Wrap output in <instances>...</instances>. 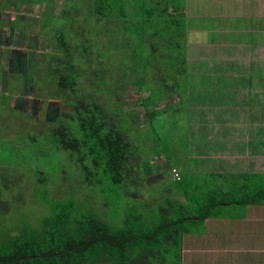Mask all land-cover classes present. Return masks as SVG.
<instances>
[{
  "label": "rangeland",
  "instance_id": "374dc122",
  "mask_svg": "<svg viewBox=\"0 0 264 264\" xmlns=\"http://www.w3.org/2000/svg\"><path fill=\"white\" fill-rule=\"evenodd\" d=\"M32 1L0 0L1 9L23 10L13 18L0 12L1 45L12 44L0 47V79L6 74L10 84L6 93L0 90V238L27 230L40 236L53 202L73 204V217L94 214L113 227L122 225L128 211L140 213L151 226L159 208L169 205L167 199L191 205L186 201L192 196L190 184L178 185L169 172L176 167L180 175L188 160L186 109L159 106L174 102V92L185 86L179 71L186 51L181 18L180 35L167 22L97 21L90 15V0ZM140 25L147 29L137 35ZM14 26L22 31L11 34ZM63 41L79 70L77 93L95 97L125 123L136 153L125 186L93 185L94 178L86 179L74 157L52 143L49 130L70 111L57 98L59 77L51 71L57 56L64 59ZM173 43L179 45L176 50ZM11 57L14 66L9 68Z\"/></svg>",
  "mask_w": 264,
  "mask_h": 264
},
{
  "label": "crops",
  "instance_id": "0c3cea01",
  "mask_svg": "<svg viewBox=\"0 0 264 264\" xmlns=\"http://www.w3.org/2000/svg\"><path fill=\"white\" fill-rule=\"evenodd\" d=\"M114 1L116 17L167 22L180 35L181 18L186 31L185 86L159 106L184 105L188 116V160L179 172L192 189L186 201L195 209L218 203L181 235L179 264H264V0ZM1 8L9 18L23 11ZM6 64L14 66L12 57Z\"/></svg>",
  "mask_w": 264,
  "mask_h": 264
},
{
  "label": "trees",
  "instance_id": "16d2710c",
  "mask_svg": "<svg viewBox=\"0 0 264 264\" xmlns=\"http://www.w3.org/2000/svg\"><path fill=\"white\" fill-rule=\"evenodd\" d=\"M116 6L114 0H90V15L97 21L110 22V17H116ZM124 15L123 22H149ZM138 28L137 35L144 33L147 26ZM59 36L64 38V34ZM66 43H62L64 59L57 56L56 69L51 71L59 77L57 98L70 111L61 114L49 130L52 143L57 150L74 157L86 179L92 182L94 178L93 185L125 186L128 173L132 172L129 163L136 160L125 123L95 97L82 98L77 93L79 70ZM177 182L186 185L181 178ZM259 196L264 201V192ZM176 199H167L169 205L159 208L151 226L144 223L140 213L128 211L119 227L94 214L73 217V204L53 202L52 215L43 219L40 236L27 230L21 235L0 238V264H179L181 235L190 231L193 221L205 218L209 205L215 206L218 201L213 198L208 205L197 204L195 209Z\"/></svg>",
  "mask_w": 264,
  "mask_h": 264
},
{
  "label": "built area",
  "instance_id": "2783aa9c",
  "mask_svg": "<svg viewBox=\"0 0 264 264\" xmlns=\"http://www.w3.org/2000/svg\"><path fill=\"white\" fill-rule=\"evenodd\" d=\"M172 175L174 176V178L179 180L180 177H179L178 173L175 170L172 171Z\"/></svg>",
  "mask_w": 264,
  "mask_h": 264
}]
</instances>
